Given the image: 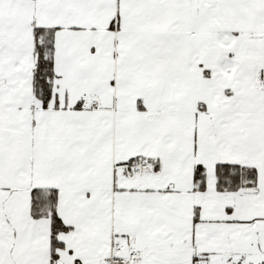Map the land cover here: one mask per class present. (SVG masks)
<instances>
[{
    "label": "snow or ice",
    "instance_id": "snow-or-ice-1",
    "mask_svg": "<svg viewBox=\"0 0 264 264\" xmlns=\"http://www.w3.org/2000/svg\"><path fill=\"white\" fill-rule=\"evenodd\" d=\"M0 264H264V0H0Z\"/></svg>",
    "mask_w": 264,
    "mask_h": 264
}]
</instances>
